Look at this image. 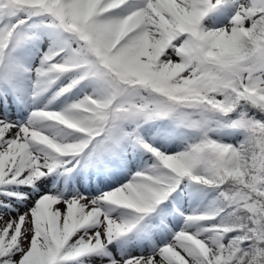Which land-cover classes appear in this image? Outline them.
<instances>
[{
    "label": "snow or ice",
    "instance_id": "obj_1",
    "mask_svg": "<svg viewBox=\"0 0 264 264\" xmlns=\"http://www.w3.org/2000/svg\"><path fill=\"white\" fill-rule=\"evenodd\" d=\"M0 264H264V0H0Z\"/></svg>",
    "mask_w": 264,
    "mask_h": 264
},
{
    "label": "rangeland",
    "instance_id": "obj_2",
    "mask_svg": "<svg viewBox=\"0 0 264 264\" xmlns=\"http://www.w3.org/2000/svg\"><path fill=\"white\" fill-rule=\"evenodd\" d=\"M234 12L235 9L230 6L221 7L218 11L210 14L203 22L205 30H215L226 27L234 15Z\"/></svg>",
    "mask_w": 264,
    "mask_h": 264
}]
</instances>
